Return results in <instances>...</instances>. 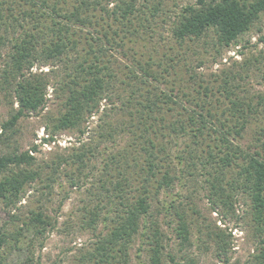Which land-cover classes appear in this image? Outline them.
<instances>
[{
  "label": "trees",
  "instance_id": "obj_1",
  "mask_svg": "<svg viewBox=\"0 0 264 264\" xmlns=\"http://www.w3.org/2000/svg\"><path fill=\"white\" fill-rule=\"evenodd\" d=\"M21 1L29 8L15 2L22 16L10 13L8 18H29L33 27L0 36V51L9 45L1 79L13 87L18 103L4 131L43 110L51 86L62 100L51 140L56 132L74 128L86 134L84 125L98 116L99 139L115 145L107 157L104 150L99 152L103 176L94 205L85 208L84 222L90 228L103 224L104 230L81 263L130 264L138 239L142 249L137 257L144 250L148 258L140 264H168L160 216L177 219L174 232L184 252L192 245L190 223L174 191L192 181L203 186L213 209L224 216L231 214L239 196L246 199L259 239L252 264H264V155L241 143L257 109L237 97L228 79L220 84L203 79L186 50L190 42L211 34L216 44L229 48L260 18L264 0H197L187 5L169 28L175 43L171 47L162 45L152 26L158 11L146 16L136 0ZM36 66L50 69L34 72ZM98 148L83 142L70 148L71 159L64 161L78 165L82 175ZM34 163L29 151H0V198L17 203L26 187L42 178ZM72 179L74 187L81 180ZM25 224L42 233L50 221L44 212L32 211ZM208 236L216 239L222 264H232L224 232ZM4 241L0 237V244ZM182 260L170 256L174 264H196L187 254Z\"/></svg>",
  "mask_w": 264,
  "mask_h": 264
},
{
  "label": "rangeland",
  "instance_id": "obj_2",
  "mask_svg": "<svg viewBox=\"0 0 264 264\" xmlns=\"http://www.w3.org/2000/svg\"><path fill=\"white\" fill-rule=\"evenodd\" d=\"M15 2L22 3L23 9L29 8L25 1L0 0V36L3 33L5 38H9L14 31L33 27L34 22L29 18L14 21L15 16H22L21 8H15ZM136 2L143 6L146 16L154 10L158 11V18L152 22V26L157 29V39L162 37V45L171 47L175 43L169 39V28L175 15L187 5L197 3V0ZM113 5L111 3L109 7ZM10 13L15 16L8 18ZM8 50L9 45L0 51V151L5 154L29 151L35 158L32 168L39 170L42 178L28 185L17 203L10 204L0 198V237L5 240L0 244V264H82L81 257L93 248L97 235L104 230L103 224L90 228L84 222L85 208L94 205V191L103 176L99 171L103 156L99 152L104 150L107 157L115 145L112 140L99 139L98 116L92 117L84 125L87 127L86 134L82 135L80 129L74 128L56 132L54 140H51L53 119L62 110V100L55 96L51 86L47 90L48 102L43 110L22 117L14 128L4 131V123L11 119L18 108L13 87L4 86L1 79ZM186 50L189 51L191 63L203 79L207 82L218 79L219 84L228 79L229 87L234 89L237 97L257 109L250 118L241 143L245 147L252 146L253 150L256 148L263 151L264 155V12L251 30L240 36L229 48L216 44V38L211 34L200 42H190ZM49 69L50 66L41 69L36 66L32 70L46 72ZM83 142L99 147V150L80 175L76 169L78 165L64 160L71 159L74 151L70 148L79 147ZM35 147L37 149L33 150ZM72 177L76 180L81 178L76 187L71 186ZM174 192L178 195V204H183L186 211L192 245L182 252L174 232L177 219L161 215L160 222L167 237L168 264H174L170 261L171 255L183 262L186 254L194 258L196 264H222L217 256L216 239L208 236L210 232H224L227 256L232 264H252L259 239L243 196L234 202L231 214L224 216L219 210L213 209L208 192L197 182L178 184ZM32 211H42L48 217L50 224L44 232L28 230L25 223H30ZM154 211L158 214L156 207ZM17 234H20L18 238ZM141 247V240L136 239L130 251V264L147 262V252L144 250L141 258L137 257Z\"/></svg>",
  "mask_w": 264,
  "mask_h": 264
}]
</instances>
